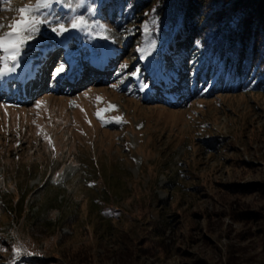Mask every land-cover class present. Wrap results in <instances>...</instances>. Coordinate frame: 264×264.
Masks as SVG:
<instances>
[{
  "label": "rangeland",
  "instance_id": "374dc122",
  "mask_svg": "<svg viewBox=\"0 0 264 264\" xmlns=\"http://www.w3.org/2000/svg\"><path fill=\"white\" fill-rule=\"evenodd\" d=\"M34 3L0 0L2 31ZM86 3L41 13L38 92L0 77V264H264V93L179 58L157 0L133 20Z\"/></svg>",
  "mask_w": 264,
  "mask_h": 264
},
{
  "label": "trees",
  "instance_id": "16d2710c",
  "mask_svg": "<svg viewBox=\"0 0 264 264\" xmlns=\"http://www.w3.org/2000/svg\"><path fill=\"white\" fill-rule=\"evenodd\" d=\"M86 1L88 9L119 11L133 20L155 0ZM157 1V30L167 38L182 30L179 58L188 51L190 64L202 75L233 89L241 84L264 93V0ZM28 261L24 264H35Z\"/></svg>",
  "mask_w": 264,
  "mask_h": 264
},
{
  "label": "snow or ice",
  "instance_id": "6c2138e0",
  "mask_svg": "<svg viewBox=\"0 0 264 264\" xmlns=\"http://www.w3.org/2000/svg\"><path fill=\"white\" fill-rule=\"evenodd\" d=\"M54 3L55 0H35L34 4H25L23 7H20L18 9L20 13L19 18L14 19L13 23L7 26L11 28V31L3 32L2 29H4L5 25L0 23V51L5 53V55L0 56V61L4 62V67L0 68V77L15 70V67H9L7 61L11 60L13 65H18L25 46L35 37L39 26L50 23L47 17L42 16L41 13L46 9H50ZM85 26L86 22L83 17L72 19L68 25L57 20L55 26L52 27V31L63 35L71 29H80ZM66 70V67L61 64L56 70V74H63ZM97 99L102 98L98 97ZM109 107L111 109L115 108L114 105H110ZM97 116H101L99 111L97 112ZM21 250L22 246L15 249L18 254Z\"/></svg>",
  "mask_w": 264,
  "mask_h": 264
},
{
  "label": "bare ground",
  "instance_id": "6f19581e",
  "mask_svg": "<svg viewBox=\"0 0 264 264\" xmlns=\"http://www.w3.org/2000/svg\"><path fill=\"white\" fill-rule=\"evenodd\" d=\"M38 43H37V40H34V41H29L28 44L25 46L24 48V52L23 54L21 55L20 59H19V63L18 65H13V67H15V70L12 71V72H9L7 73L5 76L1 77L2 80H7L6 83L8 82H11V81H19L20 84L21 83H26L30 86V88H34V93L38 92V90H40L42 87H43V84H39V82H41L39 79H45L47 78V75L46 76H43V75H40L41 72H39V67L42 66L43 67V61L42 62H37V64L39 63V65H37L35 62L36 61H32L30 59V56L31 54L33 53V49L35 46H37ZM33 48V49H32ZM41 55V54H40ZM39 55V57H40ZM38 61V60H37ZM32 62V63H31ZM46 62V61H45ZM105 62V61H104ZM103 62V63H104ZM106 63L108 62H105L104 65H101L97 68V66H87L85 65L84 68L82 67H79V65H77L76 63L73 64V70L71 72V75H70V79H68V81L73 84L75 86V88L79 87L81 85V80L82 78H84L85 76V70L87 67L91 68V69H94L98 72H103V73H106L107 71V68H108V65H106ZM31 64V65H30ZM30 65V67H29ZM28 66V67H27ZM74 69V67H76ZM87 66V67H86ZM94 72V71H93ZM76 73V75H75ZM42 76V77H40ZM94 76V75H93ZM99 76V75H98ZM45 77V78H44ZM0 78V79H1ZM22 80V82H21ZM44 80V82H45ZM84 81V80H83ZM28 82V83H27ZM66 82V81H65ZM43 83V82H42ZM80 84V85H79ZM15 85V84H14ZM25 86V85H24ZM5 87V86H4ZM14 87V86H13ZM18 88V87H17ZM29 88V87H28ZM21 89V88H20ZM27 89V88H26ZM25 90V89H24ZM14 91V90H13ZM29 91V90H28ZM9 92V91H8ZM19 92V91H18ZM25 92V91H23ZM33 92V91H32ZM31 92V93H32ZM27 93V92H26ZM20 94V93H19Z\"/></svg>",
  "mask_w": 264,
  "mask_h": 264
}]
</instances>
